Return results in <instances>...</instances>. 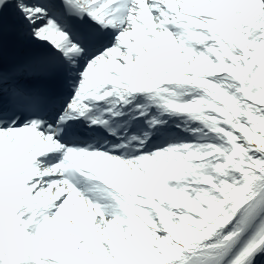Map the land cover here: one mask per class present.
Segmentation results:
<instances>
[{
	"label": "snow or ice",
	"instance_id": "obj_1",
	"mask_svg": "<svg viewBox=\"0 0 264 264\" xmlns=\"http://www.w3.org/2000/svg\"><path fill=\"white\" fill-rule=\"evenodd\" d=\"M0 264H264V0H0Z\"/></svg>",
	"mask_w": 264,
	"mask_h": 264
}]
</instances>
